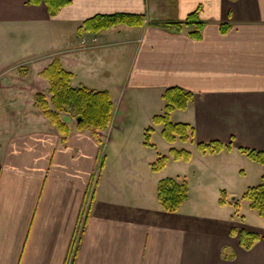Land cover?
<instances>
[{
  "label": "crops",
  "instance_id": "obj_1",
  "mask_svg": "<svg viewBox=\"0 0 264 264\" xmlns=\"http://www.w3.org/2000/svg\"><path fill=\"white\" fill-rule=\"evenodd\" d=\"M116 13L147 21L78 32ZM195 13L198 39L194 23L165 28ZM94 36L107 46L78 49ZM57 60L73 88L109 94L106 130L79 131L70 117L65 136L44 117L36 97L51 106L42 73ZM175 87L193 98L169 121L189 124L194 137L162 138L159 150L153 138L163 126L153 118ZM0 124V264H264V241L245 250L231 232L264 237L240 204L248 170L264 175L240 152H264V0H71L55 17L44 3L0 0ZM103 141L110 158L102 159ZM212 141L231 150L200 154L197 145ZM171 149L190 161L170 158L152 172ZM167 167L175 172L167 178L189 183L174 213L156 195Z\"/></svg>",
  "mask_w": 264,
  "mask_h": 264
},
{
  "label": "trees",
  "instance_id": "obj_2",
  "mask_svg": "<svg viewBox=\"0 0 264 264\" xmlns=\"http://www.w3.org/2000/svg\"><path fill=\"white\" fill-rule=\"evenodd\" d=\"M33 5H45L47 12L51 17H55L59 11L71 3V0H30ZM196 13L188 16L187 21L176 24L166 25L165 28L180 29L181 26L188 23H194L196 32L191 36L198 39L200 30L203 26L198 22ZM144 15L131 14H113L102 15L90 18L85 21L79 28L78 32L83 30L88 34H98L103 30H109L119 25H126L129 27L143 26L146 22ZM222 32L228 29L225 26L221 27ZM43 78L50 83L49 94H51V106L46 102L43 95L36 97V105L52 125L58 130L59 134L67 136L69 129L60 117L62 114L80 120L77 122L76 128L79 131H104L106 130L113 118V104L110 102V97L107 92L91 91L85 87L73 88L70 84L72 74L62 69L59 61L52 62L42 73ZM193 95L179 88H170L163 93V101H165L164 115L155 116L153 124L162 125L163 130L161 136L164 141L174 143L177 139L183 143L191 141L194 137V129L189 124H171L169 116L176 110L184 111L192 101ZM151 128L145 132L144 145L150 146ZM197 149L200 154H218L224 150L230 151V145H222L217 141L212 143L199 144ZM240 152L252 162L264 167V152H256L253 150L240 149ZM191 154L185 150L171 149L168 156H160L157 161L151 166L152 172H159L162 170L168 161L182 160L189 162ZM189 183L185 180H177L167 178L158 182L156 195L159 205L166 213L177 212L181 205L187 201L189 196ZM242 199L248 204L249 209L253 210L256 215L264 219V175L261 177V182L256 187H250L242 195ZM223 200L219 204L223 205ZM238 208V207H237ZM232 234L237 235L239 245L245 249L250 250L257 242L264 241V237H260L256 233H250L246 230L231 231Z\"/></svg>",
  "mask_w": 264,
  "mask_h": 264
},
{
  "label": "rangeland",
  "instance_id": "obj_3",
  "mask_svg": "<svg viewBox=\"0 0 264 264\" xmlns=\"http://www.w3.org/2000/svg\"><path fill=\"white\" fill-rule=\"evenodd\" d=\"M128 117L129 118H126V120H130L132 117H134V114H132L130 112V115ZM153 142L157 146V148H159V150H163L159 146V142L164 143L161 136H158V134H155L154 138H153ZM100 149H101L100 151H102L101 152L102 159L106 158V157L110 158V155L108 154V152L112 151V150H111V146H109V143L107 141H103L102 142V145L100 146ZM110 154H111V152H110ZM247 163H251L252 165H256V164H253V162L251 160H249V158H247ZM169 168L170 167H167V169L164 170V172H163V173H166V178L170 177V175H173L175 173L173 171V169H169ZM260 182L261 181L257 178V175L255 173L251 172L250 170H248L247 183H245L243 187H246L248 189L250 187H256V186H258L260 184ZM240 202H241L240 203L241 205L243 204L241 213L245 214V213H250V211H251L253 229L256 230V231L259 230L260 232H264V228H263V230L260 229L261 224H264V219H261L258 215H256V213L253 210L249 209L248 204L242 199V197H241V201Z\"/></svg>",
  "mask_w": 264,
  "mask_h": 264
},
{
  "label": "built area",
  "instance_id": "obj_4",
  "mask_svg": "<svg viewBox=\"0 0 264 264\" xmlns=\"http://www.w3.org/2000/svg\"><path fill=\"white\" fill-rule=\"evenodd\" d=\"M103 46H107L106 44H100L97 37H91V39H82L79 44V50L91 51L92 49L102 48Z\"/></svg>",
  "mask_w": 264,
  "mask_h": 264
},
{
  "label": "water",
  "instance_id": "obj_5",
  "mask_svg": "<svg viewBox=\"0 0 264 264\" xmlns=\"http://www.w3.org/2000/svg\"><path fill=\"white\" fill-rule=\"evenodd\" d=\"M70 117H68V116H66V115H64V116H62V121L65 123V124H69V122H70ZM80 120H77V122H79ZM234 200V199H233Z\"/></svg>",
  "mask_w": 264,
  "mask_h": 264
}]
</instances>
